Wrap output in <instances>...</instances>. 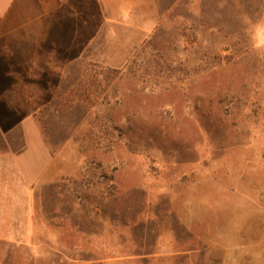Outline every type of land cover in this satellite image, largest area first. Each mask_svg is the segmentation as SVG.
Returning a JSON list of instances; mask_svg holds the SVG:
<instances>
[{
	"label": "rangeland",
	"instance_id": "obj_1",
	"mask_svg": "<svg viewBox=\"0 0 264 264\" xmlns=\"http://www.w3.org/2000/svg\"><path fill=\"white\" fill-rule=\"evenodd\" d=\"M72 2L37 58H0V264H221L165 258L202 243L178 193L264 243V0Z\"/></svg>",
	"mask_w": 264,
	"mask_h": 264
},
{
	"label": "crops",
	"instance_id": "obj_2",
	"mask_svg": "<svg viewBox=\"0 0 264 264\" xmlns=\"http://www.w3.org/2000/svg\"><path fill=\"white\" fill-rule=\"evenodd\" d=\"M72 1L75 0H0L1 65L7 67V63L4 61L6 58L16 57L26 59L27 62L37 58L45 39L50 35V27L54 26L57 20L61 18L59 17L61 8L73 3ZM91 1H94L98 8H101L102 5L110 6L106 0ZM124 1L118 0V3ZM11 65L9 62L8 67ZM8 86L10 87V84ZM1 100L0 98V104L6 105L5 101L3 103ZM25 119L26 117L16 121V124L19 122L23 124ZM1 120L0 116V122ZM9 127H13L12 121ZM2 131L0 136H6L7 131L3 129ZM2 148H0V168L4 169L8 165H12L13 151L9 149L7 152L5 146ZM171 201V207L177 214V224L186 229L185 233L191 234L194 238L201 240L202 243L200 245L194 243L185 245L182 242L175 244V247L165 245L171 248L169 251L165 246L162 247L163 250L167 251L165 252L166 259L169 255L173 258L187 257L192 260L200 255L202 259L219 260L221 264H264V243H258L255 247H246L245 234L251 230L249 226V224L251 225L250 215H247L246 210L242 211L237 209L238 207H234V210L227 214L225 212L217 215L214 212L217 206L205 204L202 199H194L181 193L173 195ZM218 206L220 209L223 208L221 205ZM162 223L159 221L160 225ZM219 226L222 228L218 231L220 233L219 241L206 242L213 232V227ZM167 260L169 261V259ZM171 262L156 259L150 261L151 264L177 263Z\"/></svg>",
	"mask_w": 264,
	"mask_h": 264
}]
</instances>
